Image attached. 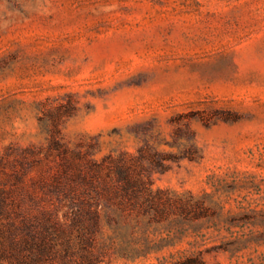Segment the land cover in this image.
Wrapping results in <instances>:
<instances>
[{
	"label": "rangeland",
	"instance_id": "374dc122",
	"mask_svg": "<svg viewBox=\"0 0 264 264\" xmlns=\"http://www.w3.org/2000/svg\"><path fill=\"white\" fill-rule=\"evenodd\" d=\"M53 135L153 190L101 264H264V0H0V185Z\"/></svg>",
	"mask_w": 264,
	"mask_h": 264
},
{
	"label": "trees",
	"instance_id": "16d2710c",
	"mask_svg": "<svg viewBox=\"0 0 264 264\" xmlns=\"http://www.w3.org/2000/svg\"><path fill=\"white\" fill-rule=\"evenodd\" d=\"M49 148L57 151L58 166L52 178L42 177L40 192L37 186L23 191V161L14 182L0 185V264H101L107 228L113 241L125 236L129 220L148 211L153 190L130 160L108 155L84 162L55 135ZM168 264L209 263L189 254Z\"/></svg>",
	"mask_w": 264,
	"mask_h": 264
}]
</instances>
